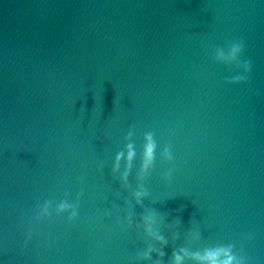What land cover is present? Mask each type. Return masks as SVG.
<instances>
[{
	"label": "water",
	"instance_id": "obj_1",
	"mask_svg": "<svg viewBox=\"0 0 264 264\" xmlns=\"http://www.w3.org/2000/svg\"><path fill=\"white\" fill-rule=\"evenodd\" d=\"M181 249L264 264V0H0V264Z\"/></svg>",
	"mask_w": 264,
	"mask_h": 264
},
{
	"label": "clouds",
	"instance_id": "obj_2",
	"mask_svg": "<svg viewBox=\"0 0 264 264\" xmlns=\"http://www.w3.org/2000/svg\"><path fill=\"white\" fill-rule=\"evenodd\" d=\"M239 48L234 49L235 52H238ZM148 159L150 160L152 157V147L150 146L147 152ZM129 159H131V154L129 155ZM65 207V205H61V208ZM162 239V238H161ZM222 253L224 259L220 258V254ZM191 255L193 259L198 261V264H243V261L234 256L230 249L227 250H211L209 252L200 255L198 253H189L185 249H181L179 253L175 254L174 264H184L185 257Z\"/></svg>",
	"mask_w": 264,
	"mask_h": 264
}]
</instances>
